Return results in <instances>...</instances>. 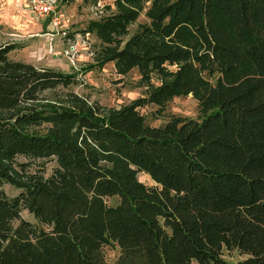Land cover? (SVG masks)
<instances>
[{"label":"trees","instance_id":"obj_1","mask_svg":"<svg viewBox=\"0 0 264 264\" xmlns=\"http://www.w3.org/2000/svg\"><path fill=\"white\" fill-rule=\"evenodd\" d=\"M143 1L149 21L121 45L114 34ZM117 3L83 30L103 45L94 60L121 75L137 68L148 88L117 111L100 115L73 92L64 106L38 107L75 77L9 59L15 43L0 47V264H105L109 241L119 249L112 264H264V0ZM189 94L201 120L153 126L138 110ZM42 122L46 133L23 130ZM18 156L52 157L57 168L29 175ZM5 183L18 194L7 197ZM22 207L48 228L22 219ZM222 249L244 257L226 261Z\"/></svg>","mask_w":264,"mask_h":264},{"label":"rangeland","instance_id":"obj_2","mask_svg":"<svg viewBox=\"0 0 264 264\" xmlns=\"http://www.w3.org/2000/svg\"><path fill=\"white\" fill-rule=\"evenodd\" d=\"M51 4V13L45 19H37L31 13L30 0H0V47L15 43L17 48L8 54L9 59L28 62L35 67H47L65 74H72L75 81L65 87H57L55 92L63 94L56 98L45 94L46 99L37 103L38 107L53 108L65 105V94L73 92L88 105H97L100 115L117 111L131 103L136 98L144 97L148 88L142 84L137 68H131L125 75L117 74L112 61H96L93 55L103 46L92 32H84V28L92 21L106 18L116 13L117 0H47ZM138 17L126 27V32L114 34L116 41L121 45L136 31L140 25L149 21L148 12L151 9L150 1H143ZM57 16L56 24L50 19ZM217 74L206 78L214 84ZM153 85L158 80L153 76ZM146 123L153 126H162L169 117L201 120L206 114L198 99L192 94L187 96L176 95L169 98L160 108L146 104L138 108ZM50 124L42 122L36 125L23 127L25 132L36 134L46 133ZM18 161L26 162L27 174L38 177H49L57 168L55 160L48 158L17 157ZM137 179L145 186H154L155 182L142 172L137 173ZM7 197L13 198L20 189L10 183L3 185ZM108 206L118 202L117 197H104ZM20 217L40 228H48L42 224L26 208L20 210ZM18 220L12 221L15 226ZM118 246L115 242H107L101 249L105 264H112L118 256ZM222 257L226 261L235 262L242 259L236 250L222 249ZM190 264H198L192 260Z\"/></svg>","mask_w":264,"mask_h":264},{"label":"built area","instance_id":"obj_3","mask_svg":"<svg viewBox=\"0 0 264 264\" xmlns=\"http://www.w3.org/2000/svg\"><path fill=\"white\" fill-rule=\"evenodd\" d=\"M31 2V13L33 14L34 17L37 19H45L49 17L51 13V4L47 0H30ZM57 16H53L50 19V22L54 25L57 23Z\"/></svg>","mask_w":264,"mask_h":264}]
</instances>
